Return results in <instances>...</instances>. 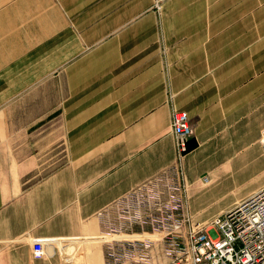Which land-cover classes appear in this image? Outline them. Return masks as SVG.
<instances>
[{"label": "crops", "instance_id": "obj_1", "mask_svg": "<svg viewBox=\"0 0 264 264\" xmlns=\"http://www.w3.org/2000/svg\"><path fill=\"white\" fill-rule=\"evenodd\" d=\"M263 137L264 0H0V264H106L104 237L205 223L263 187L194 214Z\"/></svg>", "mask_w": 264, "mask_h": 264}, {"label": "built area", "instance_id": "obj_2", "mask_svg": "<svg viewBox=\"0 0 264 264\" xmlns=\"http://www.w3.org/2000/svg\"><path fill=\"white\" fill-rule=\"evenodd\" d=\"M171 125L181 160L194 136L193 126L184 112H174ZM262 148L264 152V137ZM210 183V177L203 179L204 185ZM162 227L114 236L109 243L113 244L110 264H264V186L205 223L186 216ZM146 233L152 238L143 236ZM55 242L34 243L35 259H41L45 247Z\"/></svg>", "mask_w": 264, "mask_h": 264}, {"label": "rangeland", "instance_id": "obj_3", "mask_svg": "<svg viewBox=\"0 0 264 264\" xmlns=\"http://www.w3.org/2000/svg\"><path fill=\"white\" fill-rule=\"evenodd\" d=\"M255 159L256 163L254 165H238L232 167L233 169L230 170L223 171L221 169L216 171L211 176L212 182L210 186L205 190L197 192L194 214L198 217L212 215L220 208L227 207L237 199L246 196L252 190L264 186V153L261 154L256 152ZM5 170L8 171V165H6ZM181 218L177 215L171 223L181 220ZM133 230L134 232L141 230L152 232L153 229L150 227H145L144 229L134 227ZM112 245L113 244H103L106 264H109L108 261L112 259ZM83 253L85 254V251H83ZM69 255L71 256L72 253H69ZM81 256L82 254L80 255L77 253L76 256L68 260L81 263Z\"/></svg>", "mask_w": 264, "mask_h": 264}, {"label": "bare ground", "instance_id": "obj_4", "mask_svg": "<svg viewBox=\"0 0 264 264\" xmlns=\"http://www.w3.org/2000/svg\"><path fill=\"white\" fill-rule=\"evenodd\" d=\"M161 228H163V227H161ZM143 236H147V237H151L152 235L151 234H149V233H146V234H144ZM152 238V237H151ZM112 239H113V236H110V238H108L106 241H103V243H111L112 242Z\"/></svg>", "mask_w": 264, "mask_h": 264}]
</instances>
